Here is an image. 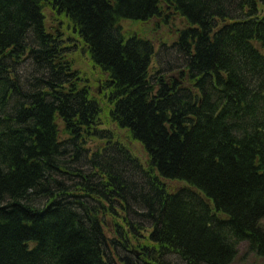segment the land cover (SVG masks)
I'll list each match as a JSON object with an SVG mask.
<instances>
[{
    "label": "trees",
    "instance_id": "1",
    "mask_svg": "<svg viewBox=\"0 0 264 264\" xmlns=\"http://www.w3.org/2000/svg\"><path fill=\"white\" fill-rule=\"evenodd\" d=\"M153 18L164 70L123 24ZM263 220L264 0H0V264L264 259Z\"/></svg>",
    "mask_w": 264,
    "mask_h": 264
},
{
    "label": "rangeland",
    "instance_id": "2",
    "mask_svg": "<svg viewBox=\"0 0 264 264\" xmlns=\"http://www.w3.org/2000/svg\"><path fill=\"white\" fill-rule=\"evenodd\" d=\"M45 15L48 29L53 30L59 26L57 16L50 8H45ZM123 24L129 34L139 32L140 35H144L146 38L153 41L155 50L157 51V55L154 58L153 70H164L169 64L177 63L176 50L171 47L176 36L172 33L170 26H164L163 23L155 18L145 22L126 21ZM65 32L67 36H71L69 31L66 30ZM164 42H166V44H163ZM164 45H167V47H164ZM71 57L75 61V68L79 69L83 76L88 78L92 86V91L96 92L98 87L101 91V72L92 65L88 55L78 49L71 54ZM111 128L120 142L126 145L143 163H147L148 156L141 143L133 140L127 131L121 130L114 125H112ZM166 183L169 190H178L180 187L186 185L184 182L176 181H167ZM262 225L264 227V220L262 221ZM168 261L172 262V264H186L184 261L180 260L178 256H169ZM263 263L264 259L250 253L247 243L244 242L239 246V254L233 264ZM142 264L145 263L143 262Z\"/></svg>",
    "mask_w": 264,
    "mask_h": 264
}]
</instances>
